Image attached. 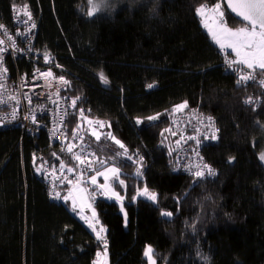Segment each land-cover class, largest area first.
<instances>
[{
  "label": "trees",
  "instance_id": "obj_1",
  "mask_svg": "<svg viewBox=\"0 0 264 264\" xmlns=\"http://www.w3.org/2000/svg\"><path fill=\"white\" fill-rule=\"evenodd\" d=\"M218 2L120 0L89 16L87 0H0L6 27L12 6H29L38 21L35 45L68 71L57 72L70 80L64 92L82 97L67 130L82 126L78 113L85 105L91 117L104 120L99 133L110 132L133 157L117 156L124 149L106 135L91 138L97 159L108 161L96 163L95 171L115 165L124 181V188L114 182L125 194L123 213L105 197L92 202L107 230L105 245L93 222L80 220L60 200L71 186H57L59 196L51 199L36 174L34 157L53 169L61 161L73 167L69 156L42 131L24 136L19 146L17 127L0 130V264H96V252L104 248L109 264H146L147 244L157 264H264V163L258 158L264 86L238 85L235 73L224 70L222 49L196 11ZM223 9L228 27L243 25ZM19 67L28 69L22 60ZM249 93L261 97L257 107L244 103ZM185 101L219 128L218 139L201 148L219 170L215 177L172 170L168 130L174 106ZM157 114L158 120L147 119ZM137 160L140 176L132 174ZM141 187L155 191L157 201L138 196Z\"/></svg>",
  "mask_w": 264,
  "mask_h": 264
},
{
  "label": "built area",
  "instance_id": "obj_2",
  "mask_svg": "<svg viewBox=\"0 0 264 264\" xmlns=\"http://www.w3.org/2000/svg\"><path fill=\"white\" fill-rule=\"evenodd\" d=\"M0 40H4L3 45L8 50L3 53V67L8 69L6 83L7 90L3 93L4 97L15 95L20 102L17 109V117L15 120L11 119V116H7V120L0 124V130L10 129L17 127L21 132V137L18 140V145L22 146V140L24 136L34 135L37 132L42 131L49 144L57 145L59 148L67 147L68 142H73L72 136L73 130H67V118L72 111V101L76 97H80L79 102L82 100L81 96H70L64 92L65 88L70 84V80L66 75L57 73L58 71L68 72L63 66L59 65L55 59L43 51L42 48L35 45V35L38 29V21L29 6L26 4H19L12 6L11 8V26L6 27L0 24ZM11 37V39H9ZM15 45V47H13ZM19 49V51H17ZM221 55L223 57L222 66L227 72H234L235 79L239 78L241 74H247L245 66L236 64L229 66L228 61H235L234 56H230L228 51L222 49ZM47 57V59H46ZM19 60L25 61L28 65V69H21L19 67ZM57 69V70H56ZM52 72V76L44 77L41 73ZM63 77L68 81V84H64L59 79ZM264 80V74L259 71L255 74L253 82L261 86L260 81ZM237 84V82H236ZM25 94L31 97V104L25 99ZM249 97L252 98L253 103L247 104L252 107H257L261 102V97L249 93L244 101ZM77 101V102H78ZM246 104V103H245ZM16 107V101H9L7 105H0V116L10 114L12 108ZM81 109L84 110V118H81ZM90 108L82 105L79 107V117L82 121V126L79 131V136H83L84 140L81 144L79 136L75 138L74 142L77 147L74 152H80L83 148L88 160L92 161V168L86 166H78V161L72 159V154L64 151L69 156L70 160L74 163L73 168L75 172L69 173L65 168L61 171L60 166L51 168L46 161H40L36 157L34 160L36 163V174L42 177L47 193L51 199L56 198L57 186H73L77 183V177L83 173V178L80 183H88L87 177L92 174L96 169L97 155L92 146L91 138L95 137L91 135L93 129L97 132L101 129L95 123H89V121H102L98 117H91L89 115ZM35 114L36 122L33 123L31 118L25 119V116L31 117ZM211 117L214 122L211 130H218L217 136H219V128L215 123L214 118L200 110L199 106L192 108H185L183 112L174 114L170 121L169 130L173 136L172 143V170L176 173H184L193 176V173L198 170V166L208 165L215 170V175L208 176L207 174L201 178L215 177L219 170L206 162L201 154V148L208 142L215 140L205 139L204 133L210 131L208 127V118ZM63 118V119H61ZM105 123V122H104ZM172 133H176L173 135ZM67 137V140H65ZM183 137V139H181ZM188 137H198L200 145H197L195 139H187ZM217 140V139H216ZM177 141H180L179 146ZM198 151V155H197ZM88 153H95L94 156L87 155ZM139 156V153H137ZM191 169V171L189 170ZM63 181V182H62ZM71 181V183H69ZM95 189V191H92ZM89 193L93 195L92 200L103 198V194L96 190L95 187H89ZM95 236L100 233L103 239L99 241L107 242V230L106 227L99 219H94ZM103 228L104 231L100 232Z\"/></svg>",
  "mask_w": 264,
  "mask_h": 264
},
{
  "label": "snow or ice",
  "instance_id": "obj_3",
  "mask_svg": "<svg viewBox=\"0 0 264 264\" xmlns=\"http://www.w3.org/2000/svg\"><path fill=\"white\" fill-rule=\"evenodd\" d=\"M90 3L93 2V0H89ZM228 8L231 9L233 13H235L236 17L240 18L241 22L243 23L242 27L232 29L229 28L223 21V16L224 13L221 11V4L217 3L214 5L212 9H207L205 5H201L199 8H197V13L200 14L202 17L205 16L207 11H212L215 13L217 18L220 19V24L217 28L216 31H213L212 28L209 26L207 22H205L204 26L206 28H209V31L212 34L213 40L216 41L217 44L220 45L221 49H224L225 47L230 48L235 54L236 57L238 58L235 61H228L229 66H234L236 64L243 65L245 66V70H251L248 71L247 74H241L239 78L237 79V84H244L248 81H254L255 80V74L257 71H259L261 74H264V0H226ZM100 10V6L93 4V7L89 10L88 15L93 16L97 11ZM2 27V26H0ZM11 39V37H9ZM5 44L4 40H0V105H7L9 101H16V107L12 108V111L10 114H5L3 116H0V124H3L5 122H10L7 120V116H11L12 120H15L17 117V109L19 107V101L17 100V97L15 95H10L7 96L6 98L4 97L3 93L7 90L6 88V83L4 81L7 80V72L8 69L6 67H3V53H5L8 49L4 47L3 45ZM15 47V45H13ZM19 51V49H17ZM47 59V57H46ZM41 76L44 77H49L52 76V72H47V73H41ZM61 81H63L64 84H68V81L64 80L63 77H59ZM100 79L101 82L104 84L108 83L107 78L103 75V73H100ZM261 86H264V80L260 81ZM149 88L154 87V85L150 84L148 85ZM25 99L28 100L29 104H31V97H28L25 94ZM80 99V97H76L72 101V107L76 106L77 101ZM246 104H252L253 100L251 97L246 99L244 101ZM187 107V102H183L182 104L176 105L173 108V114L183 112V110ZM33 121V123L36 122V116L35 114L29 116H25V119H29ZM81 118H84V110L81 109ZM63 119V118H61ZM149 121L153 120H158L159 119V114L156 116H149L147 117ZM89 123H95L98 127L103 128L104 122L102 121H89ZM137 123H142L141 120H137ZM214 122L212 121V118H208V127L210 131L204 133V138L205 139H211V140H216L218 139L217 136V131L218 130H211ZM110 127V125H109ZM81 125H77V129L73 130L72 136L75 140L76 137L79 136V131H80ZM170 131V130H168ZM175 135L176 133H172ZM92 136H95L97 141L101 140L102 135H106L108 139L112 140L116 145L119 146V148L124 149L123 154L117 153V156L124 155L127 160H133L132 156L127 155V149L125 145L117 139L115 136H113L110 132L105 134V133H97L95 129L92 130L91 132ZM79 139L81 141V144L83 143L84 137L79 136ZM183 139V137L181 138ZM187 139H195L197 141V145H200V140L198 137H188ZM65 140H67V137H65ZM68 142L67 147L62 148L61 151H67L68 153L72 154V159L75 161H78V166H86L87 168H92V161L87 159V156L85 155V152L83 148L81 147L80 152H74V149L77 147L75 142ZM180 141H177V145L179 146ZM55 155V153H54ZM87 155L94 156L95 153H88ZM198 155V151H197ZM115 159V158H112ZM142 157L140 160L142 161ZM230 160L232 158H229ZM259 159L264 161V153H262L259 156ZM96 163L101 164V165H107L108 161L107 160H100L97 159ZM141 167L142 164L137 167L136 170V175L140 176L141 175ZM60 168L61 171H63L65 168L69 173L75 172V168L73 167H67V165L64 163V161L60 162ZM191 171V169H189ZM106 172L112 173L114 178H118L120 173V169L116 167H110L106 168ZM208 176H213L215 175V170L212 169L208 165H203L202 167L198 166V170L193 173V176L195 178H201L204 177L205 175ZM97 175H104L105 180L108 179V176L105 173L98 172ZM83 178V173L79 177H77V183L79 184ZM63 182V181H62ZM71 183V181H69ZM91 183L95 185L97 183L96 176H91ZM119 183L121 185L124 184L123 180H120ZM57 197L59 196V193L55 194ZM115 195V193H113ZM138 195L145 196L147 199L156 202L157 201V193L155 192H150L147 187L143 189V191H138ZM118 200H121L122 197H119L118 195L116 196ZM68 197H65V200H67ZM75 203V202H73ZM162 216H171L172 213L170 212H162ZM95 230V229H93ZM104 229L101 228L100 232H103ZM97 239H103V237L100 236V233H97ZM106 240H105V245H106ZM151 252L152 249L151 247H147L145 249V256L151 260ZM99 255V254H98ZM205 262L207 261V257H201Z\"/></svg>",
  "mask_w": 264,
  "mask_h": 264
},
{
  "label": "rangeland",
  "instance_id": "obj_4",
  "mask_svg": "<svg viewBox=\"0 0 264 264\" xmlns=\"http://www.w3.org/2000/svg\"><path fill=\"white\" fill-rule=\"evenodd\" d=\"M119 2L120 0H93L92 3L89 2V0H87V9L88 12L89 10L93 7V4H96L98 6H100V9L102 8H106L108 5L111 6L113 3ZM111 4V5H110ZM221 4V11L223 10V4L220 2ZM198 14V13H197ZM212 18L210 20L207 21V23L209 24V26L212 28L213 31H216L219 24H220V19L217 18V16L215 15V13H212ZM198 16L201 19H204L205 16H201L200 14H198ZM243 26V25H242ZM242 26H238L232 29H236ZM230 28V27H229ZM203 29L207 32L208 36L210 37V39L213 41V43H215L216 46H218L220 49V45L216 43L215 40H213L212 38V34L209 31V28H206L205 26L203 27ZM224 49L227 50V48L225 47ZM233 54H235L233 51H230ZM183 102L179 103L182 104ZM177 104V105H179ZM176 106V105H175ZM174 106V107H175ZM99 133V132H97ZM264 137V136H263ZM264 141V138H263ZM264 153V142L262 143V149L258 152V158L259 156ZM261 162L264 163V161L260 160ZM141 164L139 163V161H136V167L134 168V170L132 171L133 175H136V170L137 167H139ZM110 167H116L119 168L115 165H108L106 167H103L101 169H99L98 171L93 172L92 174H90L87 177L88 183H75L73 186L69 187L66 189V191L64 192L63 195H60V200L63 201L68 209L74 214L76 215L80 220L84 221L87 224H92L93 220L96 219L97 214H96V210L95 207L93 205V195L91 193H89V187L93 186L96 188V190H98L99 192H101L103 194V196L107 199V200H112L114 202H116L119 207H120V211L123 213V202L125 200V194L122 193L120 191V189L116 188L114 185V182L117 181L119 182L120 180H123L121 175H119L118 178H114L112 173L110 172H106V168H110ZM98 172L101 173H105L108 176V179L105 180V176L104 175H97ZM122 172V170L120 169V173ZM91 176H96V180L97 183L95 185H93L91 183ZM120 184V183H119ZM121 185V184H120ZM124 188V184L121 185ZM145 187H141L139 189V191H143ZM149 190V189H148ZM92 191H95V189H92ZM150 192H155V191H151ZM113 193H115V195H113ZM156 193V192H155ZM122 197L121 200H118L116 198V196ZM138 195V193H137ZM141 196V195H138ZM65 197H68L67 200H65ZM143 198H146L145 196H141ZM149 200V199H148ZM151 201V200H150ZM75 202V203H73ZM151 247L152 252H151V260H149V258L147 256H145V249L147 247ZM99 254V255H98ZM144 258L146 259V264H157V261L153 255V248L151 245L147 244L144 248V252H143ZM95 262L96 264H109V258H108V253L106 248L104 249H100L96 252L95 254Z\"/></svg>",
  "mask_w": 264,
  "mask_h": 264
},
{
  "label": "crops",
  "instance_id": "obj_5",
  "mask_svg": "<svg viewBox=\"0 0 264 264\" xmlns=\"http://www.w3.org/2000/svg\"><path fill=\"white\" fill-rule=\"evenodd\" d=\"M218 3H220V2H218ZM217 3H215V4H213V5H211V6H206V8L207 9H212L213 7H214V5H216ZM222 12L224 13V9L222 10ZM212 11H207L206 12V14H205V17H204V19H201V24H202V27H204V24H205V22H207L208 20H210L211 18H212ZM223 19V18H222ZM212 41V40H211ZM213 42V41H212ZM215 44V43H214ZM227 48V47H226ZM226 50V49H225ZM227 51L228 52H230V51H232L230 48H227ZM231 54H232V56H234L235 58H236V60L238 59L237 57H236V54H233L232 52H230Z\"/></svg>",
  "mask_w": 264,
  "mask_h": 264
},
{
  "label": "water",
  "instance_id": "obj_6",
  "mask_svg": "<svg viewBox=\"0 0 264 264\" xmlns=\"http://www.w3.org/2000/svg\"><path fill=\"white\" fill-rule=\"evenodd\" d=\"M221 2H222V4H223L225 10H226L231 16H233L235 19H237V20H239V21L241 22L240 18L236 17L235 13H233V12L231 11V9L228 8V5H227L226 0H221Z\"/></svg>",
  "mask_w": 264,
  "mask_h": 264
}]
</instances>
